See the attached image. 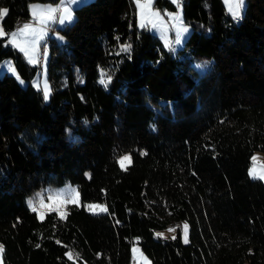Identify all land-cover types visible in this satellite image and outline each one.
Here are the masks:
<instances>
[{
    "label": "trees",
    "instance_id": "16d2710c",
    "mask_svg": "<svg viewBox=\"0 0 264 264\" xmlns=\"http://www.w3.org/2000/svg\"><path fill=\"white\" fill-rule=\"evenodd\" d=\"M35 1L61 0H0L7 33ZM180 1L192 28L176 52L138 25L135 0L76 6L66 41L51 40L49 101L40 64L0 39L17 71L0 74L4 264H132L135 240L153 264H264V181L249 173L264 150V0L239 22L223 0ZM66 182L82 204L40 218L29 197ZM183 220L187 244L180 226L154 235Z\"/></svg>",
    "mask_w": 264,
    "mask_h": 264
},
{
    "label": "rangeland",
    "instance_id": "374dc122",
    "mask_svg": "<svg viewBox=\"0 0 264 264\" xmlns=\"http://www.w3.org/2000/svg\"><path fill=\"white\" fill-rule=\"evenodd\" d=\"M87 1L89 0H76V2H73L72 0H61L59 3L41 1L32 2L30 6V15L20 18L16 27L10 33L5 31L2 20H0V25H2L3 31L8 34L7 42L10 41L12 33H17V43L28 48L29 52L36 58L38 62L33 64H40V71L33 78L32 84L36 88H39L43 91L45 81L47 82L49 96L45 101H49L51 96V85L47 75L51 40L55 39L59 43H64L66 41L65 35L62 33L60 28L64 27L66 24L72 23L76 18L75 7ZM155 1L156 0H135L138 25L141 27L147 26L153 32H156L162 38L165 46L176 52L184 45V41L190 34L192 27L184 19L182 3L180 0H176V2L171 0L176 4V9L173 10L168 8L163 9L155 6ZM223 1L226 5L227 11L229 12L228 8L231 0ZM244 2L246 6V0H244ZM177 4H179V7ZM65 6L70 9L72 20L70 22L66 21L64 24H60L58 21L62 15V12L57 11L55 13H51L48 11V9H62ZM245 6L241 10V13L244 12ZM0 9L7 8L1 7ZM176 16H179V20L174 18ZM25 25H30L32 29H35V35H33L31 31L21 35L20 32ZM181 27L187 28L188 31L181 32ZM178 38L180 40L179 43H177ZM33 44H35L34 50L32 48ZM11 67L15 68L12 59H4L0 63V74H3L7 71L17 75L16 68L15 73H13L10 70ZM124 157H128V159H124ZM253 157H255V159H253ZM121 161H123V163H121ZM130 161L131 157L129 153L119 157V162L123 167H125ZM250 171H254L257 174V178L259 175H264V150H255L253 152L249 166V173ZM29 200L33 202V206L36 207V212L40 218H44L45 214L49 211H56L60 216H65L69 204H82L79 187L77 184L71 182H66L61 186H47L42 188L41 190L34 192L29 197L28 201ZM89 205L93 206L91 210L88 207ZM85 206L87 209L93 212H101V207L107 208L106 204L103 202H87L85 203ZM185 223L188 224L187 238L189 240V222L187 220H183L178 224L173 222L169 223L166 227L155 230L154 235L155 233L160 232L163 233L165 237L174 236L177 234L178 227L180 226L182 229V238L184 240L183 225ZM169 229H175V231H169ZM133 249H137V251H133ZM132 264H153L152 260L145 254L140 244L136 240L132 243Z\"/></svg>",
    "mask_w": 264,
    "mask_h": 264
},
{
    "label": "snow or ice",
    "instance_id": "6c2138e0",
    "mask_svg": "<svg viewBox=\"0 0 264 264\" xmlns=\"http://www.w3.org/2000/svg\"><path fill=\"white\" fill-rule=\"evenodd\" d=\"M73 2H76V0H73ZM173 2H176V0H173ZM177 6L179 7V4H177ZM244 6H245L244 0H231V3L229 4L228 10L231 13V16H232L233 20L239 22L242 19L241 10L244 8ZM48 11L51 12V13H55L57 11H61L62 12V15L60 16L59 21H58L60 24H64L66 21L70 22L72 20L71 11L66 6L63 7L62 9H58V8L48 9ZM7 12H8V9H0V20H2V18L7 14ZM156 15H158V14H156ZM174 18L179 20V16H176ZM29 31H31V33L33 35H35V33H36V30L32 29L30 25H25L24 28L21 30L20 34L24 35V34L28 33ZM180 31L181 32H187L188 29L184 28V27H181ZM7 35L8 34L3 31L2 25H0V39H3ZM16 36H17V33H12L11 39L8 42L14 44L21 52H23L28 57L29 62L37 63L38 61L29 52V49L26 48V47H23V46H21V44L17 43ZM179 42H180V40L178 38L177 39V43H179ZM32 48H33V50L35 49V44L32 45ZM122 50L123 51H130V46H122ZM10 70L13 73H15V68L14 67H11ZM17 79H19V76H17ZM107 82L108 81H106L104 79L100 80V83L105 85V86H107ZM20 83H23V81L21 80ZM48 96H49V89L47 87V82L45 81V85H44V88H43V97H44L45 100H47ZM124 159H128V157H124ZM253 159H255V157H253ZM121 163H123V161H121ZM250 175H252L253 178H257V174L254 171H250ZM258 178L261 179V180H264V175H259ZM41 202H42V200H41ZM28 204H29V206L31 207V209L33 211L37 210L36 207L33 206V202L31 200L28 201ZM88 207H89L90 210L93 208L92 205H89ZM100 210L103 211V212H107L108 211V209L105 208V207H101ZM169 231H175V229H169ZM183 232H184V240H183V242L185 244H187L189 242L188 238H187V236H188V224L187 223H185L183 225ZM155 235H156V237H163V238L166 239V237H164L163 233L157 232V233H155ZM172 239H176V237L173 236ZM57 243H59V241H57ZM133 251H137V249H133ZM3 253H4V245L0 244V264H3ZM66 255L69 256V259L72 258L70 253H67Z\"/></svg>",
    "mask_w": 264,
    "mask_h": 264
},
{
    "label": "crops",
    "instance_id": "0c3cea01",
    "mask_svg": "<svg viewBox=\"0 0 264 264\" xmlns=\"http://www.w3.org/2000/svg\"><path fill=\"white\" fill-rule=\"evenodd\" d=\"M73 1V0H72Z\"/></svg>",
    "mask_w": 264,
    "mask_h": 264
}]
</instances>
